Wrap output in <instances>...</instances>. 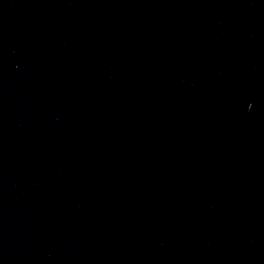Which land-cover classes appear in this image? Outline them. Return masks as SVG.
Segmentation results:
<instances>
[{"label": "water", "instance_id": "1", "mask_svg": "<svg viewBox=\"0 0 264 264\" xmlns=\"http://www.w3.org/2000/svg\"><path fill=\"white\" fill-rule=\"evenodd\" d=\"M0 264H264V0H0Z\"/></svg>", "mask_w": 264, "mask_h": 264}]
</instances>
